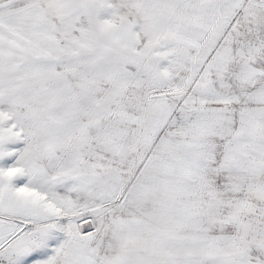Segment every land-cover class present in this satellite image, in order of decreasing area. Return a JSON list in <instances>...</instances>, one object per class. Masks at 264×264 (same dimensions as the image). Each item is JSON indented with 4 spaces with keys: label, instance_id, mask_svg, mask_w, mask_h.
Returning a JSON list of instances; mask_svg holds the SVG:
<instances>
[{
    "label": "snow or ice",
    "instance_id": "obj_1",
    "mask_svg": "<svg viewBox=\"0 0 264 264\" xmlns=\"http://www.w3.org/2000/svg\"><path fill=\"white\" fill-rule=\"evenodd\" d=\"M0 264H264V0H0Z\"/></svg>",
    "mask_w": 264,
    "mask_h": 264
}]
</instances>
